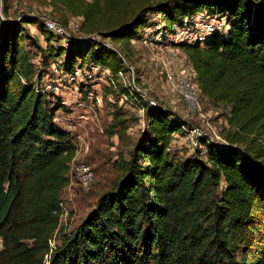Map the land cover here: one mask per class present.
<instances>
[{"label":"trees","instance_id":"trees-1","mask_svg":"<svg viewBox=\"0 0 264 264\" xmlns=\"http://www.w3.org/2000/svg\"><path fill=\"white\" fill-rule=\"evenodd\" d=\"M50 2L83 18L84 37L97 32L100 39L57 44L59 36L38 17L7 22L1 10L7 15L8 0L0 6V264H264V0H159L128 20L126 0ZM205 10L227 16L229 29L203 45H175L196 71L202 95L230 107L229 144L206 143V152L177 158L168 147L187 122L146 103L147 128L132 156L115 162L111 188L64 231L61 197L77 145L56 119L67 106L37 92L35 83L59 60L66 71L88 60L115 75L126 68L119 51L128 58L131 39L156 25L153 15L172 33ZM29 23L47 35L45 45L32 39L40 66L25 43Z\"/></svg>","mask_w":264,"mask_h":264},{"label":"rangeland","instance_id":"rangeland-1","mask_svg":"<svg viewBox=\"0 0 264 264\" xmlns=\"http://www.w3.org/2000/svg\"><path fill=\"white\" fill-rule=\"evenodd\" d=\"M126 1L129 5L128 20L140 9L159 0ZM8 4L7 15L3 9L1 10V16L7 22L20 20L24 16L38 17L42 22L47 18H54L70 29L75 18L78 17L71 15L63 8L53 6L50 0H8ZM0 6H3V0H0ZM215 14L224 18L228 30V17ZM153 20L157 21L158 25L155 28L150 27L151 29L146 28L142 31L143 34H148L149 46L136 43L133 50L129 51L128 58L126 56L128 65L130 64L129 66L132 68L135 67L140 86L162 106L180 115L189 127L203 124L206 120L225 138V133L229 129L227 118L230 114V107L228 105L217 104L205 99L202 103L205 117H202L198 111L188 112L187 105L180 96L166 88V72L176 67L175 64L179 62H187L188 58L185 51L175 45L177 43L173 40L172 34L163 33L164 23L159 16L153 15ZM44 29L46 30V27ZM24 33L31 37V39L25 40L31 60L36 66H40L42 55L36 52L32 45V39H38L42 45H45L47 35L43 34L36 23L25 24ZM73 34L85 36L87 33L80 29ZM97 34L99 33H93L94 36ZM54 42L62 44L63 40H54ZM87 63L88 60H86L85 65ZM34 78L36 79L37 76ZM102 85L100 82V85L97 86L100 88L98 93L103 94L101 106L89 99L88 94L84 91L83 97L78 102L67 106V110L61 109L56 113L58 122L73 132L74 141L78 148V153L76 150L75 157L71 162V169L75 164L84 161L92 166L94 172L93 182L87 188H83L78 185L72 170L70 171V183L63 190L61 197L65 213L60 220V225L64 231L77 227L96 207L99 197L111 188L119 175L115 162L120 159H129L132 156L133 149L141 137L140 125L143 126V121H147L146 117L141 120V115L136 113L137 107L134 104H130L126 100L123 101L124 96L119 88H109L108 92L106 89L108 85ZM118 108H121L122 112ZM118 111L123 115L120 116ZM177 134L178 137H172L170 142L171 154L177 158H187L195 151L185 140L183 131H179ZM221 190L222 188L217 192L219 193ZM57 238V234L52 237L50 240L52 245L57 243ZM1 240L0 238V244L2 243Z\"/></svg>","mask_w":264,"mask_h":264},{"label":"built area","instance_id":"built-area-1","mask_svg":"<svg viewBox=\"0 0 264 264\" xmlns=\"http://www.w3.org/2000/svg\"><path fill=\"white\" fill-rule=\"evenodd\" d=\"M82 19L81 16L75 18L70 29L54 18L45 19L44 24L48 30H51L56 36H59L61 40H63L62 44L64 46L68 45L69 40L75 38L85 39L91 37L99 40L100 36L98 35L84 37L73 34V32L81 29ZM157 25L158 23L151 28H155ZM146 28H144V30ZM173 29L174 31L171 34L176 43H199L203 45L207 38L215 32L225 33L227 31V25L223 17L217 16L214 12L206 10L185 17L182 24L175 25ZM142 31L143 29L138 37L131 39L133 45L136 43H142V45L149 46L148 34H143ZM108 45L111 44L108 43ZM119 53L123 57L128 69L127 67L121 69L115 75L105 66L93 63L83 65L81 62L71 71H66L59 66L61 62L59 61L51 65V69L45 76L42 85L35 84L34 87L39 93H52L54 96H59L62 104L66 106L78 102L79 99L83 97L84 91H86L88 98L94 100L101 106L103 103V94H99L98 92L100 88H97V86L100 85V82L103 84L102 86L108 85L114 89L119 88L121 84L128 90L127 93H123V101L126 100L127 102L129 101L130 104H134L137 107L136 113L141 115V120L145 119V117L147 118L146 103H148L149 106H159L161 104L140 86L137 80L135 67L132 68V66H129L130 64L128 65L125 54H122L120 51ZM175 65L176 67L166 72V88L176 92L180 96L181 100L187 105L188 112L198 111L202 117H205L202 103L207 97H204L200 91L198 82L196 81V71L188 61L179 62ZM147 124L148 119L147 121H143V126L140 125L142 132L146 130ZM180 131L184 132L185 140L188 141L190 147L194 151H196L197 148H200L203 152H206V143L229 144L216 128L206 120L203 124H197L193 127H189L187 123V125L185 124ZM177 132L172 133V137H178ZM168 150H172L171 143ZM71 170L75 175L76 181L79 183L78 185L83 188H87L94 180L93 168L87 162L83 161L75 164ZM61 206L63 213L60 216V220H62V216L65 213L62 202ZM1 249L2 243L0 244V250Z\"/></svg>","mask_w":264,"mask_h":264}]
</instances>
